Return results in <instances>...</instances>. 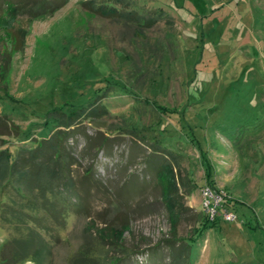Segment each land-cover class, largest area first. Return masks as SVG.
<instances>
[{"label": "rangeland", "instance_id": "1", "mask_svg": "<svg viewBox=\"0 0 264 264\" xmlns=\"http://www.w3.org/2000/svg\"><path fill=\"white\" fill-rule=\"evenodd\" d=\"M38 1L0 0V70L10 59L0 144L13 156L59 132L73 160L78 197L48 195L62 225L29 211L50 247L43 264L95 252V234L96 264H264V0H130L143 15L166 14L140 31L87 0L25 13ZM15 30L25 31L22 52L12 50ZM92 105L98 115L60 125ZM3 182L0 253L22 235L1 217L14 197ZM209 184L236 220L202 225Z\"/></svg>", "mask_w": 264, "mask_h": 264}, {"label": "trees", "instance_id": "2", "mask_svg": "<svg viewBox=\"0 0 264 264\" xmlns=\"http://www.w3.org/2000/svg\"><path fill=\"white\" fill-rule=\"evenodd\" d=\"M31 1L34 3V0ZM129 1L87 0L83 4L89 11L99 13L102 16L119 22L121 21L124 25L130 26L134 31L150 28L154 23L160 19H164L166 16L162 11L155 15H143L133 8L128 9L130 5ZM37 3H39L38 5L41 8L40 11L33 12L34 8L31 3L28 6V11L25 13L32 11L31 14L37 16L38 14L43 15L46 12L44 10L48 9L49 12H53L56 8L51 6L50 2L46 0H39ZM64 3L65 0L60 6ZM15 7V11L19 10L18 6ZM20 9H23V7H20ZM12 35L14 39L12 50L14 52H22L25 43V31L20 32L19 30H15L12 32ZM9 63L10 59L7 58L2 65L3 69L0 70V81L6 77ZM87 107L81 108V110L75 112L73 115L66 116V122L60 125L65 128L73 127L77 125V121L86 115V113L98 115V113H95V105ZM5 134H7L5 130L0 128V135ZM60 140L61 136L58 132L55 134L54 139L39 141V143L35 144L34 148H17L13 156H11L7 147H3L4 145L0 144V180L4 179L1 193L10 195L8 191L14 192V197H10L9 202L5 203L3 207L4 213L1 217L5 222L10 221V218H13V221H18L21 224L20 231L22 232V235L8 240L2 246L0 253L1 264H43L45 256L49 254L50 247L41 236L40 230L43 229L41 218L29 211L42 210L46 213L47 217L52 219L55 226L60 227L62 221L60 222L59 213L54 208L55 201L48 195H55V192L58 194L65 192L66 197L69 199L72 196L78 197L74 190L75 180L73 181L69 169L73 160H68L61 153L60 147L62 148V145L60 146ZM161 166H164V164L160 163L159 167ZM159 170L156 171V175H158ZM85 179L88 181L89 176H85ZM34 192L36 193L34 194ZM36 197L40 198H38L40 202L36 200ZM30 222L33 226H30ZM214 222H210L204 216L202 225L206 226L207 223ZM95 235L93 238L98 245L93 250L95 252H102L104 242H102L100 234ZM167 246L171 248L170 243ZM189 250L186 253L187 256L190 253ZM95 252L81 253L82 257L71 259L68 264H96L95 261L98 260V257Z\"/></svg>", "mask_w": 264, "mask_h": 264}, {"label": "built area", "instance_id": "3", "mask_svg": "<svg viewBox=\"0 0 264 264\" xmlns=\"http://www.w3.org/2000/svg\"><path fill=\"white\" fill-rule=\"evenodd\" d=\"M200 193L203 213L210 222L218 217L227 222L237 219L236 212L226 204L229 199L224 191L205 185L200 189Z\"/></svg>", "mask_w": 264, "mask_h": 264}]
</instances>
